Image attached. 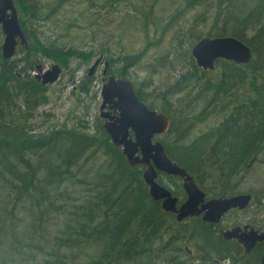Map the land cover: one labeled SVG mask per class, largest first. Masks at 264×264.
<instances>
[{"label":"trees","instance_id":"1","mask_svg":"<svg viewBox=\"0 0 264 264\" xmlns=\"http://www.w3.org/2000/svg\"><path fill=\"white\" fill-rule=\"evenodd\" d=\"M14 3L28 45H22L23 67L14 57L6 60L0 27V264H222L227 258L234 264H264V242L239 261L235 254L241 245L224 239L220 225L201 216L178 221L164 210L144 181L146 166L131 165L104 126L89 132L88 122L63 123L35 132L34 120L50 96L48 85L30 73L46 56L61 61L67 55L90 60L104 54L133 61L175 30L177 50L190 60L191 69L183 77L193 67L186 89L194 95L177 98L172 112L168 102L181 92V84L153 92L156 102L150 106L172 117L160 141L208 198L252 192L249 208L254 205L262 213L264 191H244L243 183L253 166L264 161V0H183L163 22L161 37L137 53L124 51L122 37L113 40L119 27H111L107 18L121 10L128 26L139 31L156 27L153 4L147 0ZM67 4L73 11L84 8L75 17H64ZM194 10L197 18L186 24L184 33L181 19ZM210 17L211 28L204 34L200 25ZM81 19L88 24L82 25ZM48 24L59 32L50 33ZM86 27L91 28L89 40L74 29ZM223 36L250 46L252 60L244 65L218 59L213 70L198 67L192 46L203 37ZM167 64L174 65L172 60ZM90 84L82 86L84 94L90 93ZM140 96L145 99L146 93ZM200 102L203 107L196 111ZM168 177L173 183L159 178L160 183L183 202L181 178ZM248 222L264 231L257 221ZM189 242L202 255L190 256Z\"/></svg>","mask_w":264,"mask_h":264},{"label":"water","instance_id":"2","mask_svg":"<svg viewBox=\"0 0 264 264\" xmlns=\"http://www.w3.org/2000/svg\"><path fill=\"white\" fill-rule=\"evenodd\" d=\"M0 27L5 35L2 43L3 56L9 60L15 56L19 45H28L14 0H0ZM192 55L197 64L205 70H213L218 59L247 64L253 58L250 46L234 36L203 37L192 47ZM102 58L103 55L96 60L88 72L89 75L95 72ZM104 64L103 73L107 75L109 62L105 61ZM36 67L39 73H36L35 77L45 85L56 82L62 73L59 64H54L46 70L40 63ZM101 96L104 100L100 107L101 117L109 119L110 116L104 109L110 103L111 108H118L121 111L118 118L104 124L113 143L122 148L131 165H148L143 177L149 186L151 196L154 200H161L164 210L176 214L178 221L202 215L204 221L218 224L232 209H245L250 206L252 193L205 200L206 193L198 186L193 175L168 155L161 141L154 140L156 135L168 131L169 115L163 111L150 109L142 102L128 78H116L113 75L104 78ZM132 131L134 137L131 136ZM158 171L183 179L187 199L181 205L178 206L179 198L157 180ZM251 227L236 226L224 230L223 236L227 239H237L248 251L258 242H264V233H259Z\"/></svg>","mask_w":264,"mask_h":264},{"label":"rangeland","instance_id":"3","mask_svg":"<svg viewBox=\"0 0 264 264\" xmlns=\"http://www.w3.org/2000/svg\"><path fill=\"white\" fill-rule=\"evenodd\" d=\"M140 1L145 2V0ZM147 1L149 4H153V12L155 14V19L157 20L156 27L150 26L147 29L140 27L139 31V29L135 28V25L128 26L127 20L123 17L121 10L114 13L110 18H107V21L111 24V27H119L116 30V33H114L113 40H117L122 37L121 41L123 45L126 46L124 49L126 53H137L142 51L151 40L159 39L161 37L160 33L163 22L176 10L177 7H179L183 0ZM250 1L251 0H247V2ZM83 8L84 5H81L73 11L71 5L67 4L63 8V16L75 17L77 15V11ZM129 11L133 12V10ZM195 12L196 10L191 11L181 19V28H185L184 33L188 31L186 24H189L192 20L197 18ZM121 18L123 19V22L120 21ZM81 21L82 25L84 26L88 24L87 20L83 21L81 19ZM62 24L65 23L63 22ZM211 25L212 20L210 17V22L208 24L200 25V28L203 30L204 34H206L210 30ZM45 28L50 30V33L53 34L54 29L56 32H59V29L53 24H48ZM74 29L77 32H80L81 36L85 38L84 40H89V34L91 32L90 27ZM127 29L129 30L127 31L126 36H124V33ZM171 32L172 33L164 36L159 43L155 44L149 50V52L145 51L142 56L136 55L137 57L133 59V61H125L122 58L117 60L116 58L105 56L104 54L97 55L90 60L82 59L77 55L73 57L67 55L61 61H57V59L53 57H43L40 64H42L44 69H49L54 64H59L63 70L59 80L52 84H48L50 102L39 109V116L34 120L36 123L35 132H44L52 129L53 127H60L63 123L73 125L78 122H88L89 132H93L96 125L103 126L104 119L100 115V105L102 102L101 89L103 86L102 72L105 61L110 62L109 72L111 74L120 76L122 75L121 72L123 70L127 74L126 77L133 82L136 89L140 88L144 90V87L146 86L148 89L151 87L154 93H158L162 91L161 89L167 88L168 85L173 87L177 84H181L178 85L181 92L175 95V97L168 102L169 109L174 112L176 110L175 106L177 103V98L180 97L184 99L186 96L191 97L194 95V91L191 89H186L189 84V78L193 73V67L190 74L186 77H183V75L191 69L189 64L190 60L188 55L185 54L186 52H178V41L174 37L177 35V32L175 30H172ZM249 35H252V33H249ZM187 45V42L184 43L186 48ZM24 49V46L19 45L14 56L15 60L20 61V67H23L25 64L23 61H21L23 56L22 52H24ZM173 51H175L176 57H174ZM170 53L172 55L171 59H169ZM101 55H103V59L100 62V65L93 73V76H89L88 72L90 71V68ZM167 60H172L174 65L167 64L165 66ZM30 73L35 76V74L39 73V71L37 69H31ZM90 79H93L91 84ZM89 84L91 85L90 93L84 94L81 88L82 86H87ZM202 107L203 103L200 102L195 110L198 111ZM213 122L214 121H209L208 125L213 124ZM201 127L206 126L201 125ZM245 176L247 177L243 183L244 191H264V161L255 164V166H253V168ZM164 179L170 181L171 183L174 181L169 177ZM236 217H239L240 222L242 223H245L248 219H253L261 225H264V212H257L256 207L252 205L247 212L229 213V215L224 217L222 220L223 228H231L234 226L233 220ZM194 226L196 227V224H194ZM254 227L258 228L256 225H254ZM186 249L189 251L190 256L195 257L197 255H202V252L197 250V246L191 242L186 244ZM231 264L234 263L231 262Z\"/></svg>","mask_w":264,"mask_h":264},{"label":"flooded vegetation","instance_id":"4","mask_svg":"<svg viewBox=\"0 0 264 264\" xmlns=\"http://www.w3.org/2000/svg\"><path fill=\"white\" fill-rule=\"evenodd\" d=\"M104 67H105V64H104ZM216 67V66H215ZM34 70V69H33ZM35 70H36V68H35ZM63 70V69H62ZM109 70H110V63H109V68H108V72H107V78L110 76V75H113V74H111L110 72H109ZM126 75L127 74H122V75H120V76H116V75H113V76H115L116 78H119V77H126ZM127 78V77H126ZM129 79V78H128ZM59 80V79H58ZM130 80V79H129ZM132 82V81H131ZM133 83V82H132ZM133 86H134V84H133ZM134 89H135V92H136V94L138 95V97H139V99L142 101V102H144V103H146L147 104V106L148 107H150V108H152L151 106H150V104H154L156 101H154L153 100V98H154V94H153V91H152V89H151V87L148 89L146 86L144 87V90H142V89H140V88H138V89H136L135 88V86H134ZM140 92H144V93H146V98L145 99H141V96H140ZM103 97H102V102H101V105H100V107L102 106V104H103ZM111 104V103H110ZM110 104H108L106 107H105V109H104V111L105 112H107L108 114H109V119H104L103 117V119H104V123H103V126H104V124H105V122L106 121H114L116 118H118V116H120V110L118 109V108H111L110 107ZM152 109H156V110H158L159 112L161 111V110H159L158 108H152ZM101 110V109H100ZM163 112H165V111H163ZM101 115V114H100ZM169 115V114H168ZM169 117H170V127H171V123H172V117L169 115ZM170 127H169V129H168V131L170 130ZM167 131V132H168ZM167 132L166 133H163V134H159V135H156L155 136V138H154V140H159L160 141V138H161V136H163V135H165V134H167ZM131 136L132 137H134V132L132 131L131 132ZM168 176L167 175H163V174H160V172L158 173V178H157V180L159 181V178H167ZM176 177H178V176H176ZM172 178V177H171ZM182 179V178H181ZM183 180V179H182ZM160 182V181H159ZM206 193V192H205ZM186 198H187V194H186ZM186 198H185V200H186ZM208 199H210V198H208L207 197V194H206V199L205 200H208ZM185 200H183V202L185 201ZM180 205V203L178 204V206ZM251 205V204H250ZM250 208L249 207H247V208H245V209H232L231 211H229L228 213H226L225 215H224V217H226L227 215H229V213H234V212H239V213H244V212H247L248 210H249ZM175 216H176V214H175ZM199 216H201V218H202V215H199ZM223 217V218H224ZM223 218H222V220H223ZM222 220L217 224V225H220V227L218 228V230H219V232H221L222 233V235H223V231H224V229H226V228H223V226H222ZM237 221V222H236ZM233 224H234V226H232L231 228H234V227H236V226H241V227H243V226H245V225H250V223L248 222V220H246V222L245 223H242V222H240V219L239 218H235L234 220H233ZM225 239V238H224ZM227 240H231V239H227ZM232 240H235V241H237L240 245H241V248H239L237 251H238V253H236L235 254V256L238 258V260L240 261L245 255H247V254H249V253H251L252 252V250L259 244V243H261V242H258L252 249H250V250H246V248H245V246L242 244V243H240L237 239H232ZM222 262H225L226 264H231V262H232V260L230 259V258H227V259H224V261H222ZM222 262H220V263H222Z\"/></svg>","mask_w":264,"mask_h":264},{"label":"bare ground","instance_id":"5","mask_svg":"<svg viewBox=\"0 0 264 264\" xmlns=\"http://www.w3.org/2000/svg\"><path fill=\"white\" fill-rule=\"evenodd\" d=\"M2 29V28H1ZM3 35H4V33H3ZM26 35V34H25ZM5 36V35H4ZM28 41V40H27ZM251 48V47H250ZM252 50V49H251ZM2 53H3V50H2ZM253 53V52H252ZM4 57V56H3ZM103 59V58H102ZM195 59V58H194ZM102 61V60H101ZM100 61V62H101ZM233 61V60H232ZM96 62V61H95ZM95 62H94V64H95ZM100 62H99V64H98V66L100 65ZM195 62H196V60H195ZM233 62H235V61H233ZM235 63H238V62H235ZM93 64V65H94ZM238 64H243V63H238ZM248 64V63H247ZM92 65V66H93ZM196 65L198 66V67H200V68H203V67H201V66H199L198 64H197V62H196ZM245 65V64H244ZM98 66L96 67V69L98 68ZM92 68V67H91ZM90 68V69H91ZM204 69V68H203ZM44 70H46V69H44ZM104 70V69H103ZM89 75V74H88ZM89 76H93V74L92 75H89ZM104 78H106L107 79V75H104V73L102 72V79H103V82H104ZM103 87V86H102ZM102 90V89H101ZM150 108V107H149ZM150 109H152V108H150ZM168 133V132H167ZM144 165V164H143ZM146 166V168H145V170L148 168V165H145ZM145 170H144V172H145ZM144 172H143V174H144ZM159 172H161V173H164V174H166V175H168V176H173V175H169V174H167V173H165V172H162V171H158V173ZM192 175V174H191ZM194 177V176H193ZM144 178V177H143ZM158 178V177H157ZM195 179V178H194ZM145 181V180H144ZM183 181V180H182ZM197 182V181H196ZM146 183V182H145ZM147 184V183H146ZM198 184V183H197ZM148 185V184H147ZM198 186H199V184H198ZM200 187V186H199ZM183 188H184V186H183ZM185 190V189H184ZM186 193V192H185ZM242 193H251V192H242ZM174 194V193H173ZM238 194H240V193H238ZM236 195V194H235ZM252 195H253V193H252ZM176 196V195H175ZM233 196V195H232ZM178 197V196H177ZM230 197V196H229ZM253 197H254V195H253ZM179 198V197H178ZM187 199V198H186ZM253 200V199H252ZM183 202H181L180 203V205L182 204ZM252 203V202H251ZM178 204H179V201H178ZM235 209H238V208H235ZM251 225V224H250ZM252 227L251 228H254L255 230H257L259 233H264V231H260L259 229H257L256 227H254L253 225H251ZM227 229H231V228H226V229H224V230H227ZM224 237V236H223ZM225 238V237H224ZM225 239H227V238H225ZM263 260H264V257H263Z\"/></svg>","mask_w":264,"mask_h":264},{"label":"built area","instance_id":"6","mask_svg":"<svg viewBox=\"0 0 264 264\" xmlns=\"http://www.w3.org/2000/svg\"><path fill=\"white\" fill-rule=\"evenodd\" d=\"M223 264H226V263L223 262Z\"/></svg>","mask_w":264,"mask_h":264}]
</instances>
